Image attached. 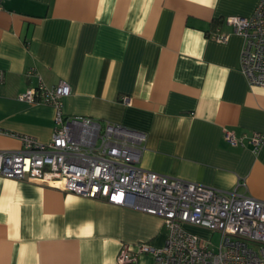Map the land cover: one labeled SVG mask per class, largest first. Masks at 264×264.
I'll list each match as a JSON object with an SVG mask.
<instances>
[{"label": "crops", "instance_id": "1", "mask_svg": "<svg viewBox=\"0 0 264 264\" xmlns=\"http://www.w3.org/2000/svg\"><path fill=\"white\" fill-rule=\"evenodd\" d=\"M258 1L4 0L0 128L51 138L53 108L17 99L34 67L46 83L70 85L66 115L145 131L142 168L264 200V146L223 138L225 128L264 133V87L247 82L243 38L223 22L251 15ZM215 31L227 40L212 39ZM20 146L0 134V149ZM165 237L157 215L0 176V264H117L122 244L161 246Z\"/></svg>", "mask_w": 264, "mask_h": 264}, {"label": "built area", "instance_id": "2", "mask_svg": "<svg viewBox=\"0 0 264 264\" xmlns=\"http://www.w3.org/2000/svg\"><path fill=\"white\" fill-rule=\"evenodd\" d=\"M223 22L243 38L240 68L247 82L264 87V0L258 1L251 15H230ZM209 36L220 42L228 38L218 31ZM26 75L35 77V82L17 99L51 106L53 132L42 142L0 128V134L21 144L18 149H0V176L35 181L161 217L166 230L163 245L122 244L117 264L135 261L143 253L152 256L153 264H264V200L142 168L145 131L89 116L66 115L63 99L70 95V85L63 79L50 85L34 67ZM4 79L0 69V84ZM223 138L232 146L250 145L253 152L264 146V133L260 132L236 135L225 128ZM187 224L219 232L216 249L186 230Z\"/></svg>", "mask_w": 264, "mask_h": 264}, {"label": "rangeland", "instance_id": "3", "mask_svg": "<svg viewBox=\"0 0 264 264\" xmlns=\"http://www.w3.org/2000/svg\"><path fill=\"white\" fill-rule=\"evenodd\" d=\"M191 233L195 234L196 236H198L200 238H203L204 240L209 241L211 249H216V247L219 243V240H220V233L219 232L212 231V230H209V229L203 228V227L201 229H199V231H195V232H191Z\"/></svg>", "mask_w": 264, "mask_h": 264}]
</instances>
